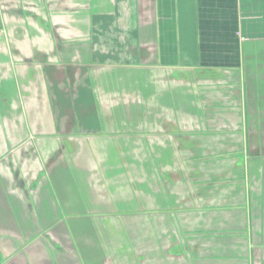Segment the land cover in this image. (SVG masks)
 Masks as SVG:
<instances>
[{
	"label": "crops",
	"instance_id": "1",
	"mask_svg": "<svg viewBox=\"0 0 264 264\" xmlns=\"http://www.w3.org/2000/svg\"><path fill=\"white\" fill-rule=\"evenodd\" d=\"M0 264H264V0H0Z\"/></svg>",
	"mask_w": 264,
	"mask_h": 264
}]
</instances>
